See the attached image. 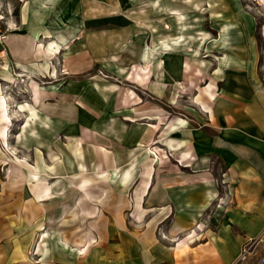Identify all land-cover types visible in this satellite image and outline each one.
Here are the masks:
<instances>
[{
  "label": "crops",
  "instance_id": "obj_1",
  "mask_svg": "<svg viewBox=\"0 0 264 264\" xmlns=\"http://www.w3.org/2000/svg\"><path fill=\"white\" fill-rule=\"evenodd\" d=\"M125 1L0 0V20L8 30L1 46L0 96L9 101L1 85L12 83L13 70L33 75L45 69L44 59L59 47L60 38L75 36V22H82L78 26L84 30H91L92 23L99 33L103 20L109 26L128 27V18L117 13ZM166 2L169 7L171 1ZM102 7L111 14H102ZM247 31H221L225 51L215 60L211 98L203 96L207 103L200 110L208 122L189 135L184 128L178 143L164 142L190 151L197 170L166 173L161 181L149 175L129 201L122 186L115 184L121 204H103L102 174L93 178L73 169L63 179L50 176L56 174L53 156L49 163L36 145L48 144L47 133L53 136L57 112L52 106L30 104L14 138H2V126L7 133L13 129L7 121L0 122V264H264V62L258 61L255 46L234 50L231 39L243 40ZM169 39L165 29L153 32L152 44L140 50L148 66L152 61L157 67L159 57L164 68L170 63ZM89 45L90 39L77 45L82 46L78 59H89ZM74 46L68 55L73 70L75 60L80 63ZM71 109L75 111L73 105ZM17 112L19 108L9 111V118ZM81 112L84 117L86 112ZM71 117L74 123L73 112ZM184 122L179 120L177 127L182 129ZM66 125L70 128L71 123ZM26 144H34L31 163ZM213 161L221 166L219 178L226 188L221 206L212 209L222 219L206 221L202 214L220 197L208 178L213 174L201 172ZM203 181L210 182L209 187ZM129 211L153 212L155 217L129 224L121 215ZM105 212L121 217L102 215ZM247 244L250 249L242 257Z\"/></svg>",
  "mask_w": 264,
  "mask_h": 264
},
{
  "label": "rangeland",
  "instance_id": "obj_2",
  "mask_svg": "<svg viewBox=\"0 0 264 264\" xmlns=\"http://www.w3.org/2000/svg\"><path fill=\"white\" fill-rule=\"evenodd\" d=\"M128 1L122 4V11L117 12L124 20L128 18V27L109 26L103 20L104 27L99 33L92 29L95 27L92 23L91 30H84L78 26H82V22H75V36L60 38L59 47L44 59L45 69L33 75L13 70L12 83L1 85L3 92L10 95L9 101L0 96L8 110L6 121L11 131L13 129L7 133L2 126L4 140L8 134L14 138V131L25 119L30 104H43V108L52 106L57 112L53 136L50 138L51 133H47L44 140H48V144L36 145L49 163L53 156L56 174L50 176L63 179L73 169L93 178L102 174L103 204L111 206L121 204L120 197L115 196V184L122 186L129 201L135 190L143 188L149 175L150 180L156 177L161 181L166 173L197 170L192 165L194 156L190 151L164 142L178 143L184 136V128L189 135L208 122L200 110L204 111L207 103L202 100L203 96L211 98L209 78L216 67L215 60L225 51L224 45L220 46L223 29L248 30L243 40H237V36L231 38L235 39L234 50L247 51L255 46L258 61L264 62V0H170L169 7L165 6L166 0ZM102 14L111 12L102 7ZM117 22L121 25L122 19ZM164 29L170 34V63L164 68L159 57L157 67L152 66V61L148 66L140 50L152 44L153 32L162 34ZM89 39L90 52L86 53L89 59H78L82 46L77 45ZM73 46L80 61L75 60L74 70L68 61ZM18 108L20 112L10 119L8 112ZM78 108L86 112L84 124ZM72 112L74 123L70 120ZM3 117L4 110L0 108V122ZM181 119L185 122L179 129L177 124ZM68 121L70 128L66 125ZM72 144L74 149H69ZM33 151L34 144H26L29 163ZM220 170L219 163L213 161L207 170L201 171L214 175L209 174L208 178L220 195L202 214L201 219L206 221L222 219L221 214L212 212L213 208L221 206L219 202L226 188L219 178ZM202 184L209 187L210 182ZM103 214L121 217L118 212ZM121 215L129 224L140 220L143 224L155 217L153 212L129 211Z\"/></svg>",
  "mask_w": 264,
  "mask_h": 264
},
{
  "label": "built area",
  "instance_id": "obj_3",
  "mask_svg": "<svg viewBox=\"0 0 264 264\" xmlns=\"http://www.w3.org/2000/svg\"><path fill=\"white\" fill-rule=\"evenodd\" d=\"M7 34H8V30L3 27V24L1 23V20H0V59L2 58V53H3L1 46L4 43V40L6 39ZM249 249H250V245L247 244V245L243 246L241 256L245 257V255L247 254ZM263 260H264V258H263Z\"/></svg>",
  "mask_w": 264,
  "mask_h": 264
},
{
  "label": "bare ground",
  "instance_id": "obj_4",
  "mask_svg": "<svg viewBox=\"0 0 264 264\" xmlns=\"http://www.w3.org/2000/svg\"><path fill=\"white\" fill-rule=\"evenodd\" d=\"M0 108H3L4 110V117L2 120H7L8 119V116H7V106L5 105V101H4V98H0Z\"/></svg>",
  "mask_w": 264,
  "mask_h": 264
}]
</instances>
